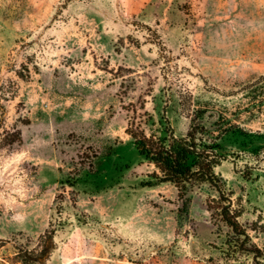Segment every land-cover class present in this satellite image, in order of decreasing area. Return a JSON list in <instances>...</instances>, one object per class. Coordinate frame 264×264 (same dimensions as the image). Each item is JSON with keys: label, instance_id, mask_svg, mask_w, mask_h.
I'll use <instances>...</instances> for the list:
<instances>
[{"label": "rangeland", "instance_id": "obj_1", "mask_svg": "<svg viewBox=\"0 0 264 264\" xmlns=\"http://www.w3.org/2000/svg\"><path fill=\"white\" fill-rule=\"evenodd\" d=\"M187 90L208 125L246 131L217 170L264 250V0H0V104L23 139L0 145V264H32L17 247L51 219L47 264H227L218 191L180 212L126 131L143 104L185 131Z\"/></svg>", "mask_w": 264, "mask_h": 264}, {"label": "trees", "instance_id": "obj_2", "mask_svg": "<svg viewBox=\"0 0 264 264\" xmlns=\"http://www.w3.org/2000/svg\"><path fill=\"white\" fill-rule=\"evenodd\" d=\"M179 103L189 119L187 129L180 133L168 116L163 115L156 120L147 111H140L145 108L144 104L140 109H133L134 116L130 118L126 131L131 136L140 163L154 167L150 173L152 181L170 183L177 188L183 201L180 212L188 211L191 194L197 188L204 184L215 188L219 196L210 197L208 208L218 220L219 236L226 235V247L222 250L225 262L264 264V250L253 242L248 227L242 221L246 211L243 197L233 199L234 190L227 187L217 170L231 157L226 146L230 135H244L245 129L236 124L225 125L223 118L208 125L203 119L207 108L194 107V95L190 90L185 91ZM6 112L7 108L0 104V145L13 146L22 142V131L6 127ZM58 224L62 228L65 222L60 218ZM58 230L51 219L37 245L28 247L22 243L17 247L18 256L24 263L47 264ZM8 242L9 239L0 237V249Z\"/></svg>", "mask_w": 264, "mask_h": 264}]
</instances>
